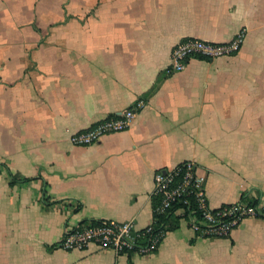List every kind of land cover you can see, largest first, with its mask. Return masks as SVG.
I'll return each instance as SVG.
<instances>
[{"label":"crops","instance_id":"crops-1","mask_svg":"<svg viewBox=\"0 0 264 264\" xmlns=\"http://www.w3.org/2000/svg\"><path fill=\"white\" fill-rule=\"evenodd\" d=\"M241 30L238 54L170 71L182 40ZM140 101L129 129L71 143ZM187 161L212 208H264V0H0V264H264V216L228 238L180 217L147 256L61 247L93 222L146 230L155 174Z\"/></svg>","mask_w":264,"mask_h":264},{"label":"built area","instance_id":"built-area-1","mask_svg":"<svg viewBox=\"0 0 264 264\" xmlns=\"http://www.w3.org/2000/svg\"><path fill=\"white\" fill-rule=\"evenodd\" d=\"M246 31L241 30L234 39L225 43H214L196 38L179 42L172 51L170 71L182 72L191 59L214 60L238 54L246 40ZM144 102L129 108L116 116L100 120L92 126L77 131L70 136L74 146L89 147L98 143L104 136L129 129L138 110ZM206 178L198 173L193 161L179 164L170 170H159L155 174L153 199L159 203L154 209L155 221L144 231L136 230L131 222L100 221L67 229L61 247L66 251H85L112 249L119 255L137 253L147 256L155 253L163 241L166 231H156V221L166 215L175 203L184 200L189 206V197L195 200V211L179 210L180 216L188 220L190 228L203 238H228L244 220L264 216V208L239 201L212 208L205 190Z\"/></svg>","mask_w":264,"mask_h":264},{"label":"trees","instance_id":"trees-1","mask_svg":"<svg viewBox=\"0 0 264 264\" xmlns=\"http://www.w3.org/2000/svg\"><path fill=\"white\" fill-rule=\"evenodd\" d=\"M188 199L191 201V204L189 206L184 205V200H180L179 202L174 204L172 209L169 210V212L166 215L159 217L158 220L156 221V231L164 230L166 232H169L177 229L179 227V221L181 219L180 218L181 216L178 215L179 210L181 209H185L187 213L193 212V215L201 219V215H199V213L195 211L196 206H195L194 198L189 197ZM158 203L159 200L154 198V209L157 207ZM249 204L254 206L258 205L257 203L254 202H251Z\"/></svg>","mask_w":264,"mask_h":264}]
</instances>
